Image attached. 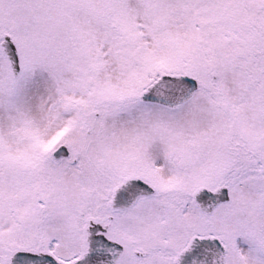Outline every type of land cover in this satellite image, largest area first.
Returning <instances> with one entry per match:
<instances>
[{"label":"snow or ice","instance_id":"obj_1","mask_svg":"<svg viewBox=\"0 0 264 264\" xmlns=\"http://www.w3.org/2000/svg\"><path fill=\"white\" fill-rule=\"evenodd\" d=\"M0 264H264V0H0Z\"/></svg>","mask_w":264,"mask_h":264}]
</instances>
